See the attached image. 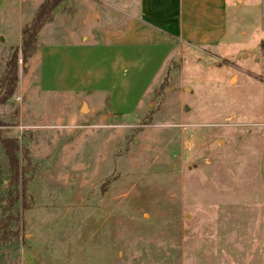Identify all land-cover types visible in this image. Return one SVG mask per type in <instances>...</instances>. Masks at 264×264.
<instances>
[{
    "label": "rangeland",
    "instance_id": "rangeland-1",
    "mask_svg": "<svg viewBox=\"0 0 264 264\" xmlns=\"http://www.w3.org/2000/svg\"><path fill=\"white\" fill-rule=\"evenodd\" d=\"M228 2L224 44L178 43L123 116L103 95L29 92L38 63H18L0 133L35 169L14 206L19 243L0 248V264H264V0ZM19 46L6 14L0 75ZM9 181L0 148V198Z\"/></svg>",
    "mask_w": 264,
    "mask_h": 264
},
{
    "label": "crops",
    "instance_id": "crops-1",
    "mask_svg": "<svg viewBox=\"0 0 264 264\" xmlns=\"http://www.w3.org/2000/svg\"><path fill=\"white\" fill-rule=\"evenodd\" d=\"M28 1L0 0V19L17 16L19 41L23 21L43 0ZM105 8H112L109 17ZM232 8L228 0H63L38 34L32 56L38 74L27 89L92 102L103 95L107 113L126 115L139 106L178 43L210 51L224 44Z\"/></svg>",
    "mask_w": 264,
    "mask_h": 264
},
{
    "label": "trees",
    "instance_id": "trees-1",
    "mask_svg": "<svg viewBox=\"0 0 264 264\" xmlns=\"http://www.w3.org/2000/svg\"><path fill=\"white\" fill-rule=\"evenodd\" d=\"M63 0H43L33 14L29 23L21 29L20 46L13 49L5 60L3 71L0 75V106L5 105L15 94L18 87V63L22 68L32 58L38 49V34L43 26L52 21L53 12L61 5ZM2 127L0 122V128ZM0 148L6 158L10 181L5 198H0V248L19 243L21 224L20 216L14 211V206L20 201L24 208V187L28 180L26 174H32L35 167L31 165L28 151L23 149L16 139L2 137L0 133ZM20 152L21 157L18 156ZM21 190V198L17 195Z\"/></svg>",
    "mask_w": 264,
    "mask_h": 264
},
{
    "label": "water",
    "instance_id": "water-1",
    "mask_svg": "<svg viewBox=\"0 0 264 264\" xmlns=\"http://www.w3.org/2000/svg\"><path fill=\"white\" fill-rule=\"evenodd\" d=\"M185 111H188V107H185Z\"/></svg>",
    "mask_w": 264,
    "mask_h": 264
},
{
    "label": "built area",
    "instance_id": "built-area-1",
    "mask_svg": "<svg viewBox=\"0 0 264 264\" xmlns=\"http://www.w3.org/2000/svg\"><path fill=\"white\" fill-rule=\"evenodd\" d=\"M20 63V62H19Z\"/></svg>",
    "mask_w": 264,
    "mask_h": 264
}]
</instances>
